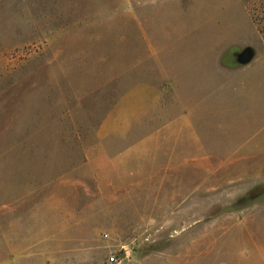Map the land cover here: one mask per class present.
I'll use <instances>...</instances> for the list:
<instances>
[{"label": "rangeland", "instance_id": "obj_1", "mask_svg": "<svg viewBox=\"0 0 264 264\" xmlns=\"http://www.w3.org/2000/svg\"><path fill=\"white\" fill-rule=\"evenodd\" d=\"M0 264H264V0H0Z\"/></svg>", "mask_w": 264, "mask_h": 264}, {"label": "crops", "instance_id": "obj_2", "mask_svg": "<svg viewBox=\"0 0 264 264\" xmlns=\"http://www.w3.org/2000/svg\"><path fill=\"white\" fill-rule=\"evenodd\" d=\"M165 94L167 91L160 86L138 83L121 95L98 128L102 149L110 152L112 148L107 141L113 137H121L125 141H130L133 136L138 135L137 131L142 133L146 128L147 131L144 134L150 133L149 139L151 138V142L157 145V132L153 134L154 131L151 133L152 130L149 132L148 129L165 116L164 105L160 104ZM159 104L162 105L160 111L156 109ZM166 112H168L167 107ZM130 143L127 142V145Z\"/></svg>", "mask_w": 264, "mask_h": 264}, {"label": "water", "instance_id": "obj_3", "mask_svg": "<svg viewBox=\"0 0 264 264\" xmlns=\"http://www.w3.org/2000/svg\"><path fill=\"white\" fill-rule=\"evenodd\" d=\"M254 56V51L251 46H245L241 51L236 53V61L241 64L249 63Z\"/></svg>", "mask_w": 264, "mask_h": 264}, {"label": "built area", "instance_id": "obj_4", "mask_svg": "<svg viewBox=\"0 0 264 264\" xmlns=\"http://www.w3.org/2000/svg\"><path fill=\"white\" fill-rule=\"evenodd\" d=\"M103 236L104 237H108V233H103ZM122 248H126V247H122ZM117 261V257L115 256V255H109V257L107 258V262H109V263H112V262H116Z\"/></svg>", "mask_w": 264, "mask_h": 264}]
</instances>
